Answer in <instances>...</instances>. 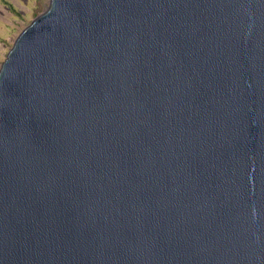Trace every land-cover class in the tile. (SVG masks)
Listing matches in <instances>:
<instances>
[{
  "label": "water",
  "instance_id": "water-1",
  "mask_svg": "<svg viewBox=\"0 0 264 264\" xmlns=\"http://www.w3.org/2000/svg\"><path fill=\"white\" fill-rule=\"evenodd\" d=\"M0 264H264V0H48L0 65Z\"/></svg>",
  "mask_w": 264,
  "mask_h": 264
},
{
  "label": "rangeland",
  "instance_id": "rangeland-1",
  "mask_svg": "<svg viewBox=\"0 0 264 264\" xmlns=\"http://www.w3.org/2000/svg\"><path fill=\"white\" fill-rule=\"evenodd\" d=\"M48 5V0H0V65L19 32Z\"/></svg>",
  "mask_w": 264,
  "mask_h": 264
}]
</instances>
